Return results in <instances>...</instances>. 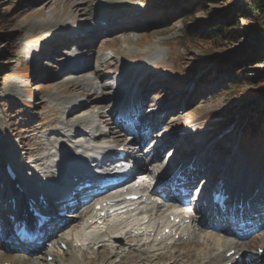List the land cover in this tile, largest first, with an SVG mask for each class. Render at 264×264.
I'll return each mask as SVG.
<instances>
[{
	"label": "rangeland",
	"instance_id": "obj_1",
	"mask_svg": "<svg viewBox=\"0 0 264 264\" xmlns=\"http://www.w3.org/2000/svg\"><path fill=\"white\" fill-rule=\"evenodd\" d=\"M41 1L43 0H0V125L7 129L2 134L3 136H0V152L12 153L10 155L14 157L15 164L22 166L25 173L29 174L28 160H25L27 150L33 151L30 155H38L42 145L39 149L36 143L45 134L54 132L57 122L63 123H59L58 132L64 130L69 133V125H71L69 120L63 119L60 111L66 105L63 99L75 96L76 87L73 86L72 81L79 80V78L65 76L68 70L58 73L61 64L58 65L55 59L56 54H59V57L66 54L67 50L63 46L68 44L69 35L65 33L62 38L57 36L49 37V39L48 37L39 38L40 27L35 25V23L43 22L45 18L52 19V16L56 14V18L52 19L54 22L61 19L66 21L71 28L81 29L83 32L85 30L87 33L89 39L83 37L84 41L74 42L71 49L76 55L85 57V54L89 52L87 57L89 66L100 67L99 59L109 58V62L103 66L115 73L121 72L125 65L131 66L144 59L150 60V65L144 72L135 76L136 79L138 78L137 82L142 77L145 78L143 87L148 89L145 95L146 113L152 109L151 114H154L153 118H155L160 110L166 111L167 109L164 118L166 130L183 127L184 132L185 130L194 132L181 137L183 146L176 154V158L180 159L181 163L195 158L200 150L209 146L215 154H221L210 168V170L213 169L212 174L219 165L217 162L224 159L212 182L220 173L223 174L225 169L230 177H238L237 179L241 176L247 179L252 178L255 180L254 183L264 180V85L259 88V93L244 99L242 97L243 88L233 86L235 81L242 82L243 75L237 74L238 76L234 78L226 71L222 72L226 69L219 68L216 71L214 68L217 63L236 57L246 46V42L251 40L250 38L255 42L261 39V42L257 44L260 47L257 51L264 57V39L261 38L263 31L259 33V36L256 32L245 34L242 45L220 41L213 42V44L200 38L192 39L189 33L196 28L199 34L200 28L198 27L202 23H211L223 14H230L231 9L227 3H208L207 8H214L213 12L206 15L198 11L192 16L188 12V19L180 20L184 15L180 10L184 4H178V0H111L110 4L107 3L108 0H90L87 7L93 19H99L98 17L107 14L108 18L116 20L107 28L108 31L91 35L93 26L87 22L89 19L87 15L81 21L76 22L74 19L78 17L79 11L76 10L69 16L72 7L66 4V0H56L54 8H43L39 15L35 9ZM243 1L245 0H240L238 3ZM192 9L196 10V6ZM125 19L130 20L129 23H126L128 20ZM135 21H139L141 27L127 25ZM239 21L243 25V23L252 22L253 17L241 14ZM129 28H136L135 34L134 32L126 33L125 31ZM52 40L54 45L50 44ZM228 65L230 66L231 63ZM86 68L79 71L86 70ZM262 68L264 65L253 64L245 68V72L256 83L260 79L258 70ZM210 71L213 73L210 74ZM89 78L94 81L91 76ZM57 86L61 89L56 90ZM177 104L180 106L176 108ZM89 108L95 110L93 106ZM87 112L81 115L86 116ZM89 115L93 116L94 112H90ZM226 133H228L227 136L222 138V134ZM229 138L232 139L231 142L234 141L232 142L234 147L225 146L229 145L230 141H227ZM4 142L9 145L3 146ZM237 142L238 146L235 147ZM24 144L27 146L25 147ZM223 151L224 153H221ZM214 160L208 165L210 166ZM209 166L205 169H209ZM201 169L204 170L203 167ZM239 169L238 176L237 170ZM242 169H244L243 174H241ZM209 171L207 170L206 173ZM225 187L228 191H234L232 183L226 184ZM260 191L263 192L258 198H254L255 201L264 200V189L258 192ZM200 225L204 226L203 223ZM261 226L264 228V215L259 227ZM198 227V235L208 237L211 234V231L203 228L199 230L200 227ZM214 234L216 238L221 237L226 240L230 237H225L221 232ZM263 234L248 245L245 243L249 239L238 242L247 251L262 254L261 252L264 251L260 250H264ZM253 236L255 234L251 238ZM176 240L172 249L180 252L174 260L165 255L154 260L163 264L194 263L197 260L194 254L195 251L201 250L200 245L184 244L179 239ZM166 243L168 244L169 241ZM183 250L186 254H182ZM54 251L55 255L51 263L45 261L46 264H52L55 261L54 264H110L108 255L91 252L82 257L80 255L82 253L76 248L72 249L70 245L69 250L62 252L61 256L59 249H57L59 253ZM250 252L246 257L250 255ZM0 255L4 259H11L10 254L4 257L2 253ZM257 258L255 257L251 262L244 259L239 264H264ZM143 260L142 255L127 256L126 259L128 262ZM29 261L42 262L43 258L19 262Z\"/></svg>",
	"mask_w": 264,
	"mask_h": 264
},
{
	"label": "bare ground",
	"instance_id": "obj_2",
	"mask_svg": "<svg viewBox=\"0 0 264 264\" xmlns=\"http://www.w3.org/2000/svg\"><path fill=\"white\" fill-rule=\"evenodd\" d=\"M66 1H67L66 4H69L72 7L69 16H71L72 12L76 10L79 11L78 17L74 19L76 20V22L81 21V19L87 15V17L89 18L87 22L93 25V31L91 35L97 33L98 31L104 32L107 28H109L110 25L116 22V20L113 18L105 19L107 17V14H105V16L102 15L103 17L100 18L106 20V26H101L99 23H97L98 19L95 18L93 19L91 14L89 15L88 13L87 3L90 0H66ZM55 2L56 0H43L35 10L40 15L41 9L43 8L52 9L56 5ZM107 3L110 4L111 0H108ZM54 17L56 18V14L52 16V19ZM52 19L50 17L45 18L43 22H38V24L35 23V25L37 27H40V34L38 35L39 38L48 37L49 39V37H53V36L62 38V36L65 33L69 35L68 37L69 42L67 45H64L65 47L64 49L67 50L68 52L66 51V54L60 57L59 54H56L55 57L58 65L61 64V69L58 73H61L62 71L68 69L69 71L67 75H73V76L75 75V78H80L85 75L86 76L89 75L95 81H92L91 78H89V76L84 79H79V80L76 79L72 81L74 82L73 86L76 87V90L74 92L76 97L75 96L73 97L72 95L70 99L64 98L63 102L66 103V105L63 106L62 110L60 111L63 119L69 120V123H71V125H69V133L64 130L58 132L59 123L62 122H57V125L54 127V132L45 134L44 137L41 138V140L36 143V146L39 147V149H40V145H42L41 152L37 153L38 155H30L33 152V151L30 152L31 150H27V153H25V160H28L27 170L29 171V174L22 171L21 173L18 174L17 182H19L21 186L25 189L29 188V191L34 188H40L41 190H43L45 196L48 199L55 198L52 195V192L54 190V187L56 185L58 186V184L60 183V177L58 176L59 172L64 170L65 167L64 165L58 163L59 156L64 155L69 158H72L73 163L68 164V166L71 168H75L76 171L80 172L85 167L83 165L84 164L83 160H85V158H90V155L92 153H95L103 144H107L103 148H106V150H108L111 143H117L122 141L120 137L121 135L119 134L120 136H118L114 134L112 131L113 129L112 125L116 124V120L113 118L115 115L113 112L114 111L116 112L117 109L116 107H118L119 103L121 102V99L119 97H116L115 95H111L113 94V92H116L117 86L122 85L121 82L126 81L128 84L125 88L129 92L127 98H125L124 100L130 101L131 105L134 108L133 112L135 116L139 115V117L141 118V116L144 115L145 117L144 120H147L151 118L150 115L151 112L153 111L150 110L148 114H146L145 112L146 108H145L144 96L148 92V89L143 87L144 86L143 80L145 78H142L137 82V79H135L132 76V75H139L142 72H144L146 67L150 65V60L148 61L147 59H144L143 61H139L135 64H132L131 66L125 65V67H123L121 72L117 71L118 74L116 73L112 74V71H108L107 67L103 66L104 64L109 62V58L107 59L104 57V59L102 58L99 59L98 65H100V67H97L96 65L89 66L90 63H88L87 61L89 52L85 54L86 57L83 60L82 56L80 55L77 56L74 53V51L71 49L74 38L80 39L77 35L83 34L82 35L83 37L89 39V37H87V33L85 32V30L83 32L81 29L71 28L66 21L61 19L58 20L57 22H54V20ZM129 21L130 20H128L126 23H129ZM133 32L135 31L132 30L130 33ZM51 42L50 44L54 45L53 40ZM158 52L160 53V51ZM82 67H88V68L85 71H80V73H76L73 70V69H80ZM118 79H122V81L116 82ZM136 82L137 84H134ZM59 89H61L60 86H57L56 90ZM129 93L130 96L133 97H130ZM107 97L111 99L107 100L106 102ZM89 102L92 103L89 104ZM92 106L95 109L94 111L93 108H89ZM86 111H88L86 113L87 114L86 116L81 115ZM90 112L91 113L94 112V115L90 116L89 115ZM5 131H7V129L0 125V136ZM187 133L191 135L192 131ZM227 134H224L223 137H226ZM91 135L97 137L96 138L98 142L97 145L91 144V140H90ZM154 136L155 137L152 138L151 143L146 144V146L144 145L145 146L144 150H146V152L140 150L142 147L140 146V148L136 150V152L134 153L137 154L138 156H143L142 158H145L147 160L152 159V156L149 155L150 151L152 153L154 152L152 155L155 154L156 157L160 155L162 148L165 146L164 145L165 142L161 143V140L163 138L156 137V135ZM178 136H179L178 134L175 137L174 135H170L167 138V140L168 142H171L174 140V138H178ZM4 145H9V143L4 142L3 146ZM231 145H233V143L230 141L229 146ZM24 146L26 147L27 145L24 144ZM128 151L130 154L133 153V151H131L130 149ZM10 154L12 153H5L2 151L0 152L1 170H3L5 160H10L12 163H15L14 157L11 156ZM171 156L173 157V153L169 155V157ZM220 156L221 154H215L214 150H212V148H210L209 146L205 147L203 150H200V152H198V155H196L195 158L186 161L182 166V170L187 169L189 165L191 166V169H189V172L186 174L187 176L185 175L186 177L184 178V183L191 184L192 182H194V180H196V175L199 172H202L203 169L201 168L202 167L204 169L207 168L209 166L208 163L212 162V160L215 159L214 162L209 166V169H206L209 171L212 165L216 162V160L220 158ZM200 157L201 159H199ZM197 159H199V161ZM223 160L224 159L220 160L219 166L215 168L214 175L219 172L220 167L223 164ZM172 162L173 161H171V163ZM57 165L60 167L62 166L64 167L55 169ZM153 165L156 166V164ZM164 169H165L164 166H160L157 168V170L160 172H162ZM237 171H238L237 175L239 176L240 169ZM89 172L91 171L89 170ZM227 172L228 171L225 169L223 171V174L220 175V179H223V181L225 179L226 181L225 185L232 183L234 189V191L233 190L228 191L225 185L222 186L225 188L224 189L225 194H227L228 196L227 198L228 219L236 221V219L238 218V212L243 214L252 211L256 213L255 215L258 218L257 221L258 220L260 221L263 218V213L261 209L262 206H264V200L255 201L254 198H258L260 196V193L263 192V191L260 192L258 191L260 189H264V180L258 183H254L255 180L252 178L247 179L241 176L239 179H237L238 177H230ZM243 173H244V169L241 170V174ZM90 174H92V172ZM205 177H207V173ZM165 179L166 177L158 180L157 183H155L150 187V190L146 194L136 192L137 194H140V197L133 203L129 204V205H142L144 202H148L151 204V207H149L148 204L145 203V205L140 208L141 210L145 209L142 212H137L135 214L131 213L130 216H127L125 219H123V221L117 220L118 222L109 223L102 231L85 233L84 230H85L86 220L83 219V216L74 217L71 214H66L64 217H61L60 219L56 216L51 215L48 224L42 225L41 228L38 230V232L43 236H46L47 234L49 235L59 226L63 227L65 225V222L69 220L70 217H74L73 219L74 221H70L69 225L67 227H64V229L67 228V230L65 233H62L63 234L62 236L64 237H61V241L63 242L65 240L66 235L69 236L68 238L70 241L69 243H71V241L73 242L76 240H80V241L85 240L87 244L86 247L79 248V250L82 251V254L83 252H89V250L91 251L92 249L95 248L96 250H98V253L100 255H108V260L110 264H163L160 262L158 263V261H155L154 259L162 258V256L164 255L171 257L173 260L175 259V256L180 251L178 250L177 252V249H172L177 241L174 240L173 237L179 231L178 233L179 241H181L184 244L193 243L200 245L201 250L199 249V251L198 250L197 252L195 251L194 254L197 260L191 264H228V263L237 264V259L235 258V255L241 253L244 254L246 252L245 250L246 248L244 249L243 247H241L242 245L237 244L233 240L227 241L225 238L224 239L221 237L216 238L215 237L216 234L214 233L209 234L208 237H204V236L202 237L201 235L196 234L197 230L192 225H184L183 223L180 224V223L170 222L169 217L171 215L174 218L181 217L182 221L185 220V217L175 215L173 212L166 213L168 207H165L162 210V207H164V205H160L159 202L154 201L155 197L152 199L150 198L151 192L156 191L159 188H161L160 190L164 188L162 186L164 185L163 183ZM199 182L200 181H198V183ZM184 186L187 188V185ZM255 189H257L256 193H255ZM9 192H11L12 194H16V190L13 188V184L10 186L8 193ZM172 192L173 189H170L168 191V194ZM8 193L7 191H5L4 193L5 198L0 201V205L5 210V214H11L14 213L15 211V209H11L10 208L11 206L7 203V200L11 198V195ZM201 198L204 199L205 197L201 196ZM199 204H201V202ZM237 205H239V207H237ZM40 207L42 210L46 211L45 208H42V205H40ZM212 207L213 204L212 206H210V210L206 209V212L209 215V217L212 215H216V216L222 215ZM19 209H23V207L19 206L18 210ZM139 213H140V217L136 218L139 215ZM130 217L133 218L134 221H125ZM143 219H148V222L144 225L142 224V226H140L137 229L140 231L142 229L144 230L142 235L138 236L131 234L130 230L133 227L138 226L139 225L138 221H142ZM255 226L256 224L254 222L248 223L246 225V231H248L250 228H253ZM165 228H169V233L162 236V238L164 239L157 241V243L154 245L151 244V240L153 239L156 240L157 238L156 236L159 234L160 235L163 234ZM233 228L234 227L231 226L228 230L231 231L233 230ZM262 230L264 229H260L259 231L255 232L254 233L255 236L261 237V235L264 233V232L261 233ZM151 233L153 234L152 236ZM6 240H7L6 238H2L1 236L0 244L7 246L9 244V241H7L6 243ZM168 241H170V244H166V242ZM263 245L261 246V248L263 247ZM232 249H235L236 251L233 254L226 256L227 251H230ZM54 252L51 251L50 254L55 255ZM56 252L58 251L56 250ZM182 254H186V251L183 250ZM135 255L137 256L142 255L144 260L141 262L126 261L127 256L134 257ZM254 255L258 257V260L260 262H264V252L262 254H257V252H252V255H250V257L252 256L254 257ZM12 256H14V258L4 259L0 255V264L5 261L10 262L11 264H46L45 260L37 263L36 262L33 263L30 261L26 263H20L19 261H23L21 260L22 257L27 258L26 255L22 253L17 255L15 252H13ZM18 256H22V257H18ZM81 256L83 257V255ZM169 264H175V262Z\"/></svg>",
	"mask_w": 264,
	"mask_h": 264
},
{
	"label": "trees",
	"instance_id": "obj_3",
	"mask_svg": "<svg viewBox=\"0 0 264 264\" xmlns=\"http://www.w3.org/2000/svg\"><path fill=\"white\" fill-rule=\"evenodd\" d=\"M186 0H178L179 4L185 3ZM198 0H192L191 3L195 4ZM211 4L217 3H227L229 4V8L231 9L230 14H223L220 17H217L215 21L211 23H204L201 26L202 31L200 35H195L192 39H202L208 42H217L220 41L222 43H241L244 39L245 34L255 33L256 35L263 31L264 28V0H245L243 2L238 3L240 0H202V3L198 5L197 11H202L206 15L208 13L213 12L212 7L207 8L205 2ZM205 4V5H204ZM191 12V16L193 15V11L191 9V5L188 7ZM241 14H247V16H252V22L240 23L239 18ZM191 18V17H190ZM219 27V29H215V27ZM264 39L263 37H261ZM246 42V46L242 48V51L236 56L231 58L230 60L222 63H217L215 65V70L218 71L219 68L226 69L222 70L227 73L233 75L236 78L238 75H243L242 82L235 81L234 88H243L242 97L244 99L251 98L256 93H259V88L264 85V68L262 70H258L260 72V79L254 83L253 79H250L248 73L245 72V68L253 65L259 64L264 65V57L262 54L257 51L259 45L258 42H261V39H258L256 42L252 40ZM214 44V43H213ZM231 65L229 66L228 64ZM226 65H228L227 68ZM237 71V72H235ZM213 71H210L212 74ZM238 74V75H237ZM257 112V111H256Z\"/></svg>",
	"mask_w": 264,
	"mask_h": 264
}]
</instances>
